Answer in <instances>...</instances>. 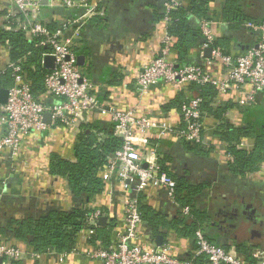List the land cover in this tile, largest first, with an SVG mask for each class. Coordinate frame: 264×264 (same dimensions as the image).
Listing matches in <instances>:
<instances>
[{
	"label": "crops",
	"instance_id": "crops-1",
	"mask_svg": "<svg viewBox=\"0 0 264 264\" xmlns=\"http://www.w3.org/2000/svg\"><path fill=\"white\" fill-rule=\"evenodd\" d=\"M177 1L181 6L189 2ZM225 1L210 0L211 15L210 20H207L211 22L216 42L231 39V55L238 56L242 53L237 47L243 45L248 49L255 38L249 36L237 40L238 35L229 31L221 18ZM153 3L155 6L146 0H102L104 15L95 18L102 21L101 29L91 25L86 28V42L83 44L85 50L82 49L84 53L79 54L82 57L80 67L102 101L121 111L136 110L156 123L176 125L181 121L180 111L177 106L169 105L177 98L189 101L198 97L196 91L190 90L191 85L176 89L159 84L152 87L145 96L139 93L137 86L138 74L157 57L167 34V21L156 22L155 19L154 7L160 6L162 1L153 0ZM48 4L43 2V23L48 21L61 24L69 19L62 14V9L50 8ZM244 5L253 18L264 20V0H244ZM15 10L6 0H0V28L7 16ZM82 12L78 11V15ZM7 53L0 45V71L6 67L9 57ZM196 55L203 57L205 61L211 60L205 58L204 50ZM174 59L175 55L172 54L176 69H181ZM111 70L121 76L119 83L109 85L104 81ZM210 70L221 79L225 78L219 65ZM241 98L242 93L233 87H229L224 93L218 92L219 104L233 106L226 113V121L236 129L245 125L240 108L247 106L241 105ZM262 99L263 95L258 96L255 103ZM203 115L206 136L203 146L213 148L208 156L185 150L182 141L174 136L163 137L159 132L149 131L146 135H138L148 140V147L141 146L143 165L147 168L154 164L160 171L162 164L171 173L179 176L191 175L206 182L209 185V191L205 193L207 198L203 201L199 199L197 205L198 211L206 216L199 222L200 229L208 238L217 241L244 261L247 253L241 252L242 246L264 252V175L258 171L247 177L232 174L228 167L231 163L227 159L228 146L217 135L220 123L204 112ZM94 123L111 124V119L109 115L93 114L90 121L79 130L49 129L42 135L26 138L18 156L8 153L0 155V242L14 244L26 254L21 262L15 264H102L90 256L100 242L93 245L88 230L79 234L73 252L64 255L50 252L38 257H33L35 253L28 244L16 241L11 233H1L10 219L23 221L27 218H40L51 211L70 212L76 208L77 204L72 199L67 181L52 176L49 165L53 156L72 160L83 128ZM242 145L248 151H252L255 146L252 140L244 141ZM159 147H162L161 155L157 151ZM112 191L110 194L105 190L91 207L92 210L101 209L105 213L106 222L103 226L110 232L111 243H114L117 234L124 228L127 194L115 180L112 181ZM139 196V205L146 218L140 228L143 243L157 248L170 246L175 256L182 259L192 258L196 250L195 236L186 237L171 227H164L174 225L179 215L183 214L181 208L160 189L151 188ZM155 217L161 223L152 226L149 221ZM192 222L195 219L190 217L189 224ZM1 264L13 263L3 261Z\"/></svg>",
	"mask_w": 264,
	"mask_h": 264
},
{
	"label": "built area",
	"instance_id": "built-area-1",
	"mask_svg": "<svg viewBox=\"0 0 264 264\" xmlns=\"http://www.w3.org/2000/svg\"><path fill=\"white\" fill-rule=\"evenodd\" d=\"M16 10L9 14L3 31H23L31 41L42 37L39 46H48L50 51L43 56L55 59L54 68L45 77V94L43 102L38 101L31 88V82L20 62L7 59L6 67L0 71V77L11 71L13 86L8 88V99L0 105V155L4 153L18 156L22 151L24 140L31 135H42L49 129L63 128L79 130L90 121V116L100 113L109 115L115 126V134L124 140V146L101 171L100 178L104 191H112V181L120 184L127 194L124 228L117 234L116 241L107 248L100 244L91 253V258L102 264H195L204 258L208 264H250L237 257L233 252L211 243L202 229L195 233L196 250L190 259L175 256L170 246L151 247L142 241L140 228L143 223L138 200L134 197L151 188L167 193L169 199L177 206L176 181L152 164L144 167L141 146L148 147V140L140 137L149 131L159 132L161 136L171 135L177 140L196 145L205 144V117L201 111V97L190 99L181 108V121L176 125L156 123L136 110L121 111L98 98L90 79L79 65L78 50L83 47L85 30L96 17L104 15L101 1L92 0H48L50 8L83 11L82 14L65 20L54 31L49 29L52 22H42L43 2L45 0H6ZM181 6L177 0L164 3L165 21H169L172 10ZM248 28L261 35L262 40L255 47L242 55H226L213 45L216 39L211 29V22L202 20L200 29L205 39L202 48H213L211 60L199 66H185L176 69L172 60L173 38L167 33L157 57L146 65L137 76L139 93L145 96L152 87L164 84L183 89L190 84L210 85L218 92L224 93L229 87L242 93L241 105L250 106L256 98L264 96V23L249 24ZM8 43L2 48L8 52ZM8 54V53H7ZM204 56V53H202ZM9 56V54H8ZM219 65L225 78L221 79L210 68ZM53 99L48 105L44 101ZM51 115V123L45 122V116ZM243 147V145L241 146ZM244 148H247L244 146ZM227 159L233 161L230 153ZM264 175V163L259 171ZM188 215V207L181 208ZM105 216L103 210L96 209L88 218L89 235H94V228ZM25 253L16 245L0 242V261L18 263L25 258ZM256 264H264V252L252 253ZM39 254H33L38 257Z\"/></svg>",
	"mask_w": 264,
	"mask_h": 264
},
{
	"label": "trees",
	"instance_id": "trees-1",
	"mask_svg": "<svg viewBox=\"0 0 264 264\" xmlns=\"http://www.w3.org/2000/svg\"><path fill=\"white\" fill-rule=\"evenodd\" d=\"M146 1H151L155 6L153 0ZM161 1L160 6L154 7L156 22L165 19L164 3L166 0ZM210 3V0H189L187 5L179 6L169 14L167 33L174 40L173 56L175 55L174 61L179 68L199 66L205 61L203 57H198L196 53L201 51L205 45V39L200 29V21L210 20ZM62 11V14L68 18H74L78 15V11L68 9H62ZM221 18L223 23L229 27V31L238 35L237 40L249 36L255 38L248 49L261 42V35L254 33L252 29L248 28V25H261L264 20L253 18L245 9L244 0H226ZM101 24L100 19H94L90 23L91 27L100 29ZM60 25L52 23L49 25V29L54 31ZM41 41L42 37L31 41L23 31H0V45L4 46L8 43L9 57L13 62H22L24 72L31 82L34 97L43 102L45 94L44 81L50 73V69L43 66L42 62L44 54L48 53L50 48L39 46ZM230 41L229 38L223 39L213 46L222 50L226 55H231ZM83 47L78 50V55L84 53L82 52ZM248 49L243 45L237 47V50L242 54L247 52ZM120 79L121 76L111 70L104 81L112 85L119 83ZM190 85V90L196 91L198 97L203 100L201 111L216 118L220 123L217 135L228 146L227 151L233 157V162L228 164L229 171L235 176L241 177H247L249 174L259 171L260 165L264 163V99L259 103L256 102L251 106L240 108L245 125L243 128L236 129L229 126L226 121V113L233 109V106L218 103V90L215 87L210 85L201 86L195 83ZM12 86L13 80L11 71H9L6 75L0 77V90ZM186 102L185 99L177 98L169 107L172 105L177 106L181 112V108ZM44 103L50 105L53 103V99L46 100ZM248 140L254 142L255 146L252 151L241 147V144ZM155 143H160V141H155ZM123 146L124 140L116 136L114 124L94 123L85 126L74 149V158L66 160L60 156H53L49 165V172L52 176L67 181L72 199L77 204L76 208L70 212L51 211L40 218H27L23 221L10 219L2 228V235L11 233L16 241L28 244L34 253L39 255L50 252L64 255L73 252L79 234L91 228L89 227L88 218L93 212L92 203L104 192V184L100 178V173ZM182 146L191 153L205 157L213 149L186 141H182ZM157 151L161 155L163 152L162 147H159ZM159 163H161V159ZM160 165V172L168 174L177 183L176 202L179 208L188 207L190 209L188 215L180 214L179 219L176 220L173 226L164 225V227H171L177 233L191 238L200 229L199 222L206 217L204 213L198 211L197 205L199 199L203 201L207 198L205 193L209 191V185L191 175L179 176L171 173L167 168L162 167V164ZM134 197L139 202L140 196L135 195ZM141 214L142 219H146L142 209ZM190 217H193L195 222L189 224ZM149 223L153 226L161 223V220L155 217ZM208 240L221 246L210 237ZM91 242L95 246L97 242H100L103 248H107L112 242L110 232L98 223L94 235L91 236ZM252 250L244 246L241 247V252L247 253V258L244 261L256 264L257 260L254 259L252 255L254 250ZM195 264H208V262L204 258H200L195 261Z\"/></svg>",
	"mask_w": 264,
	"mask_h": 264
},
{
	"label": "water",
	"instance_id": "water-1",
	"mask_svg": "<svg viewBox=\"0 0 264 264\" xmlns=\"http://www.w3.org/2000/svg\"><path fill=\"white\" fill-rule=\"evenodd\" d=\"M48 2V0H45L44 3ZM212 52H213V48H208L205 50V58L207 59H211L212 56ZM54 62L55 59L51 56L46 57L44 59V66L48 69H53L54 68ZM82 64V57H79V65ZM7 99H8V90L7 89H1L0 90V105H5L7 103ZM45 122L47 124L51 123V115L47 114L45 116ZM106 222V218H101L99 220V224L104 225V223ZM159 244H161V242H159ZM2 261H0L1 264Z\"/></svg>",
	"mask_w": 264,
	"mask_h": 264
}]
</instances>
